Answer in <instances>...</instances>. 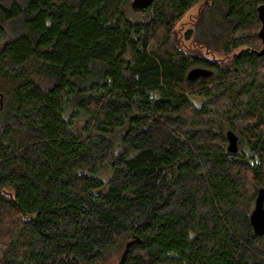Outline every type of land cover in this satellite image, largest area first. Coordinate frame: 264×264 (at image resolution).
<instances>
[{
  "label": "trees",
  "instance_id": "16d2710c",
  "mask_svg": "<svg viewBox=\"0 0 264 264\" xmlns=\"http://www.w3.org/2000/svg\"><path fill=\"white\" fill-rule=\"evenodd\" d=\"M131 2L0 0V264H264V0Z\"/></svg>",
  "mask_w": 264,
  "mask_h": 264
},
{
  "label": "water",
  "instance_id": "95a60500",
  "mask_svg": "<svg viewBox=\"0 0 264 264\" xmlns=\"http://www.w3.org/2000/svg\"><path fill=\"white\" fill-rule=\"evenodd\" d=\"M154 0H132V8L135 11H139L147 6H149ZM258 12H259V18L261 19L262 25L259 32V36L262 39V47L261 49L255 50L257 54L259 55H264V4H260L258 7ZM212 70L205 68V67H200L196 66L190 69L188 72L187 78L190 81H194L198 78H203L211 75ZM228 139H229V145L228 149L232 152H235L238 150V136L232 131L229 130L227 133ZM258 191V194L255 198V203L253 204L254 207L252 209V212L250 214V222L253 227V231L257 234H264V188L261 187ZM135 240H131L127 243L126 248L124 252L122 253L121 259L119 263L117 264H123L125 261V258L128 254L130 245L134 242Z\"/></svg>",
  "mask_w": 264,
  "mask_h": 264
},
{
  "label": "rangeland",
  "instance_id": "374dc122",
  "mask_svg": "<svg viewBox=\"0 0 264 264\" xmlns=\"http://www.w3.org/2000/svg\"><path fill=\"white\" fill-rule=\"evenodd\" d=\"M200 5H196L178 22L177 28H182L181 33V44L184 49H191L196 52H200L202 54H206V49L204 47H200L198 45L193 44V39H184V34L186 33V29L192 26V17L199 11ZM193 41V42H192ZM194 100L197 104H200L202 100L199 97H194ZM119 260V255L114 257V260L110 264H115Z\"/></svg>",
  "mask_w": 264,
  "mask_h": 264
}]
</instances>
